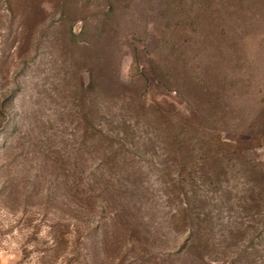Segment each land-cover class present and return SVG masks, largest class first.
<instances>
[{"label": "rangeland", "instance_id": "obj_1", "mask_svg": "<svg viewBox=\"0 0 264 264\" xmlns=\"http://www.w3.org/2000/svg\"><path fill=\"white\" fill-rule=\"evenodd\" d=\"M0 264H264V0H0Z\"/></svg>", "mask_w": 264, "mask_h": 264}]
</instances>
